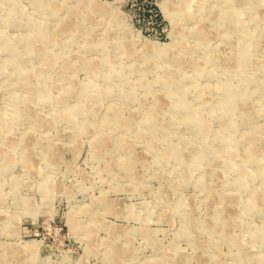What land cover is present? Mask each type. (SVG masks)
I'll use <instances>...</instances> for the list:
<instances>
[{
    "label": "rangeland",
    "instance_id": "374dc122",
    "mask_svg": "<svg viewBox=\"0 0 264 264\" xmlns=\"http://www.w3.org/2000/svg\"><path fill=\"white\" fill-rule=\"evenodd\" d=\"M262 65L264 0H0V264H264Z\"/></svg>",
    "mask_w": 264,
    "mask_h": 264
},
{
    "label": "bare ground",
    "instance_id": "6f19581e",
    "mask_svg": "<svg viewBox=\"0 0 264 264\" xmlns=\"http://www.w3.org/2000/svg\"><path fill=\"white\" fill-rule=\"evenodd\" d=\"M166 3L165 2H162V6H163V8L165 9V11L166 12H168V10H167V8H166V5H165ZM35 8L38 10V11H41V9L43 8V6L40 4V3H38V2H36V5H35ZM173 12V11H172ZM169 13V12H168ZM170 14V13H169ZM11 16V15H10ZM9 16V17H10ZM8 17V16H7ZM12 21H13V19H12ZM31 23V22H30ZM29 23V24H30ZM38 23V22H37ZM31 26V25H30ZM37 25H32V28L34 29L35 28V30H36V27ZM57 29V28H56ZM40 31V30H39ZM234 31V30H233ZM261 31H258V33H257V35H260L259 33H260ZM44 33V32H43ZM51 34V33H50ZM50 34H47V36L48 37H46L47 39H50L49 37H50ZM31 36V35H30ZM199 37V36H198ZM10 42V41H9ZM182 45H183V43H182ZM40 54H42V52H40ZM43 55H45V54H43ZM241 55V54H240ZM41 57V56H40ZM45 58V57H44ZM219 61V60H218ZM220 63H222V64H226V62L225 61H222V62H220ZM261 68H262V70H264V65H262L261 66ZM235 69V68H234ZM233 70V69H232ZM22 75V74H21ZM168 80V86L165 84V81H167ZM172 81V78L169 80V79H167V78H163V80H161V81H159V82H161V84H163V85H165L166 87H167V91H166V94H167V96H169L172 100H174V102L176 103V104H179V102L181 101V98H182V93H183V91L182 92H180V93H176V90L174 89V87L173 86H171L170 85V82ZM26 87V86H25ZM213 87V86H212ZM253 88H254V90L255 91H257V89L259 88L258 86H255V85H253L252 86ZM217 90L219 89L220 91H221V89H225L226 90V88H224V86H222L221 87V85H218L217 86V88H216ZM259 89H262V88H259ZM147 90V89H146ZM32 94V93H31ZM228 94V93H227ZM38 100V99H37ZM42 100V99H41ZM229 101H230V99H229ZM225 108H226V110H228V111H231L232 109H233V106L231 105V103L230 102H225ZM225 110V109H224ZM188 111H190V110H188ZM227 112V111H226ZM225 113V112H224ZM188 116H190V117H192V114L191 115H188ZM187 116V117H188ZM222 116V115H221ZM194 118H195V116H193ZM124 119V118H123ZM3 120V119H2ZM126 121V120H125ZM5 124H7V123H5ZM116 124H119V122H115V125ZM9 125V124H8ZM155 125V124H154ZM154 125H152L153 127H154ZM222 126H224L222 129H219V130H217L215 133H210V138H211V140H213V141H216V142H223V139L225 138V137H227L228 136V132H229V126L230 125H226L225 124V122H224V124L222 125ZM9 127V126H8ZM155 128V127H154ZM191 129L193 130V133H194V135H195V137L197 138V139H199V142H200V144L201 143H204V146H206L207 144H208V142H207V140L205 141V137H206V135L208 134L207 133V131H206V128L203 126V124L201 123V122H195L194 121V125L193 126H191ZM258 128H256V130L254 129L251 133H253V136H254V134H255V132L257 133L258 131ZM206 131V132H205ZM259 131H264V130H259ZM164 137V136H163ZM162 137V138H163ZM165 138H163V140H164ZM246 140H248V138L246 139ZM248 143H249V145H248V147L249 148H247L248 150H247V152H246V155H244V157H243V163L244 162H246V163H248L250 160V156L252 155V153L254 152V144H253V139H250V140H248ZM156 144V142H154V141H152V140H150V141H148V144H147V149L149 150V151H152V152H154L155 154H162V155H165L167 158H171L172 157V154L169 152V151H166V152H161V153H157L156 152V148H155V145ZM209 146V145H208ZM208 146L207 147H205V149L206 150H208ZM24 148V147H23ZM225 154H227V155H230L231 154V150L230 149H226L225 148ZM25 152V151H24ZM156 155V156H157ZM158 157V156H157ZM173 157H174V155H173ZM197 159L195 160L196 162H198V160L200 159V158H202L203 157V153L202 152H198V154H197ZM174 159V158H173ZM157 161V160H156ZM33 166V165H32ZM29 169V168H28ZM262 176V173L259 171V173H258V177L260 178ZM187 177H189V175H188V173L186 172V174H185V178H187ZM197 184L200 186V188L205 192V194L207 195V196H209V194L211 193V188L208 186V185H206V183H204V182H202V181H200L199 180V182H197ZM211 196V195H210ZM214 215H215V219H217L220 223H221V221L220 220H223L224 219V217L226 216V213H225V209L224 208H222V209H219V210H217L215 213H214ZM259 232H262V233H264V229H262V230H260ZM262 236H264V234H262Z\"/></svg>",
    "mask_w": 264,
    "mask_h": 264
}]
</instances>
